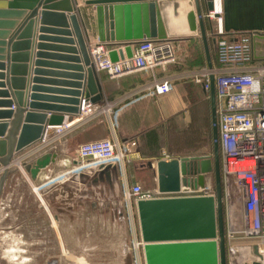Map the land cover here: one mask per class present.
<instances>
[{
  "label": "water",
  "instance_id": "obj_1",
  "mask_svg": "<svg viewBox=\"0 0 264 264\" xmlns=\"http://www.w3.org/2000/svg\"><path fill=\"white\" fill-rule=\"evenodd\" d=\"M82 1L85 6L95 8L99 43L125 46L128 58L133 56L132 45L143 40L173 41L200 36L207 66L209 69L213 68L206 24L208 20L205 17L214 9L212 0ZM52 2L58 3L47 5ZM43 3L44 7L39 13ZM77 5V0H0V10L19 16L28 14L15 36L7 43L8 54L14 51L16 46H29V43L16 45L15 40L30 37L34 18L38 15L40 33L53 32L63 36L55 40L65 46L50 48H57L61 53L69 54L49 55L41 51L36 54L35 76L49 75L60 78L61 81L48 79L45 82L58 83L65 87L49 89L34 86L32 90L52 91L53 97L33 94L27 106L24 102L23 80L15 77L12 81L22 83L20 88L15 87L12 95L10 90L0 91V97L12 98L10 101H0V107L9 109L0 111V120H11L0 122V202L8 178L19 170V167L12 168L15 157L42 142L47 134V127H58L73 121L80 114L83 100L93 105L102 101V87L91 64L86 40L88 33L78 17L80 9L76 8ZM223 13L227 34L264 32V0H223ZM45 26H52L53 29ZM45 39L44 36L39 37V41ZM254 40L255 57L264 60V37L256 36ZM46 47L49 46L40 44L38 50ZM23 57L27 60V54L12 55L13 64L10 68L13 73L16 69L25 70L26 62H16V59ZM44 57H53L68 63H47L42 60ZM119 57L124 58L122 50L110 53L113 62H117ZM8 60L10 64V59ZM44 65H52L54 69L64 71H44L41 69ZM5 69L4 63H0V71ZM4 78L5 75L0 73V79ZM42 81L44 79L36 77L34 84ZM5 87V83H0L1 89ZM209 95L213 154L171 161L161 160L157 162L155 171L157 187L161 194H176L182 188H203L206 175H214L216 195L138 200L135 206L146 264H228L214 76L210 77ZM46 101L51 104L40 103ZM57 160V153L47 152L38 156L32 163H23L22 168L31 175L32 180H36L41 171L56 164ZM149 167L153 168V165L150 163Z\"/></svg>",
  "mask_w": 264,
  "mask_h": 264
},
{
  "label": "crops",
  "instance_id": "obj_2",
  "mask_svg": "<svg viewBox=\"0 0 264 264\" xmlns=\"http://www.w3.org/2000/svg\"><path fill=\"white\" fill-rule=\"evenodd\" d=\"M77 9H80L78 17L83 23L84 28L91 35L90 44H95L97 39V19L95 8L85 6L82 0H77ZM58 2H52L47 5H53ZM39 9V13L42 11ZM28 14L19 16L10 11L0 10V63H4L6 69L0 73L5 75L4 79H0V83H5V89L0 91H11L13 93L15 87L20 88L22 83H13L12 79L23 80V88L25 92V104H30V97L33 94L44 96H54L52 91H36L33 92L34 86L45 87L49 89H61L58 83L45 82L48 79H57L49 75L35 76L36 54L41 51L49 55H69L61 53L57 48L65 44L59 42L63 36L53 32L40 33V16L34 18V27L30 37L25 36L22 40L16 39L15 44L29 43L28 47L16 46L14 51L8 54L9 48L7 43L15 36L17 30L27 18ZM96 22V34L93 32V23ZM53 29L52 26H45ZM46 37L45 40L39 41V37ZM18 38V37H17ZM183 40V39H182ZM49 46L45 49L38 50V45ZM204 48V47H203ZM12 50V49H11ZM27 54V60L23 58L16 59V62H26L25 70L16 69L13 73L10 65L13 64L12 55ZM11 58H9L10 56ZM206 58V54H205ZM10 59V64L9 60ZM26 60V61H25ZM43 61L47 63H68L53 57H44ZM264 62V60H262ZM207 66V61H205ZM44 71H64L55 68L52 65L42 66ZM174 66H169L166 72L158 68L152 72H134L118 79H110L106 73H97L100 85L102 87V101L97 104L99 106L111 107L113 113L102 115L88 123L83 124L72 133L65 135L59 140L53 138L55 135V127H47L49 135V146L47 152H55L58 154L56 164L51 165L47 169L41 171L36 180L31 179V175L24 168L15 171L7 180L1 202H0V222L8 218L11 221H17V226L35 225V215L38 214L39 244L44 245L40 249L43 259L50 264H75L76 260H80L77 253L79 244H93L90 248L93 251V257L104 251L101 245L108 241L109 232L112 227L116 226V221L111 219V203L109 199L110 184L116 181L118 192L123 197V208L126 209V201L124 200V188L128 184L132 186L136 183L132 181L144 170H149L156 182V164L162 159V153L165 151L171 158L179 159L183 157H192L193 154H184L170 151L164 143L167 136L169 125L174 127L175 121H179L180 116L186 110H190L192 103H198L204 112V121H207L206 107L207 103L202 92L205 90L202 86L194 87L188 85L187 81L178 83L186 74L174 73ZM15 75V76H13ZM38 77L44 79L42 82L34 84V79ZM166 79L170 78L174 81V90L163 96H141L137 95L138 89L149 84L153 78ZM50 81V80H49ZM69 81V80H68ZM178 84H181L180 86ZM60 86V87H59ZM70 89V88H62ZM188 89V90H187ZM202 89V92H201ZM63 97V96H60ZM12 98L0 97V101H10ZM42 104H51L50 102H40ZM8 108L0 107V111H7ZM40 112H48L47 110H39ZM211 112V103H210ZM195 114V113H194ZM114 115V121L112 118ZM185 115V114H183ZM206 118V119H205ZM11 121L3 118L0 122L5 123ZM212 121V115H211ZM101 124H104L105 139H112L119 146H127L130 148V154L125 160L123 169L116 168L112 165L102 166L92 172L74 175L66 181H58L57 177L63 172H55L57 167L64 166L62 155L72 153L76 156L73 159L74 164L79 163L77 151L80 145L84 143L95 142L92 131ZM206 126V125H205ZM2 139V138H0ZM104 140V139H103ZM137 141L132 146L133 141ZM164 143V144H163ZM38 147L41 145L37 144ZM37 147V146H36ZM35 146L26 150V154L21 157H15L12 168L17 167V163H25L30 156L36 155L38 150ZM32 149V150H31ZM42 155V154H40ZM39 155V156H40ZM198 156V155H196ZM201 156H209L208 154ZM68 159V158H67ZM134 162V166L131 163ZM153 168H149V164ZM129 164V167H128ZM147 165L146 167H144ZM115 169V173L106 172L107 168ZM110 167V168H109ZM1 172V170H0ZM26 186L28 193H24L20 187ZM158 188V187H157ZM32 196L36 203V209L32 211L29 207L26 196ZM13 203V205H12ZM11 204V205H10ZM7 220V219H6ZM54 244L55 251L48 252V245ZM117 253L119 251L116 249ZM120 256V253H119Z\"/></svg>",
  "mask_w": 264,
  "mask_h": 264
},
{
  "label": "built area",
  "instance_id": "obj_3",
  "mask_svg": "<svg viewBox=\"0 0 264 264\" xmlns=\"http://www.w3.org/2000/svg\"><path fill=\"white\" fill-rule=\"evenodd\" d=\"M212 1L214 9L205 17L215 22L216 63H213L212 69L205 66L196 76V82L209 92L210 77H215L228 264H264V62L255 57L254 49V39L256 36L264 37V32L227 34L224 29L223 0ZM119 50L124 52V58L119 57L117 62H113L110 53ZM173 50L172 41L143 40L132 45L133 56L128 58L125 46L106 45L99 41L89 45L95 71L106 73L110 79L134 72L154 73L158 68L165 72L175 61ZM173 90L172 79L154 77L136 94L163 96ZM111 113V107L93 105L83 100L80 114L73 121L55 127L53 138L59 140L83 124ZM48 138L47 132L37 153H47ZM129 154V147L119 146L112 139L84 143L77 151L80 162L74 164L73 160L65 159L63 165L70 168L56 180L66 181L74 175L107 165L123 169ZM161 160L173 159L164 151ZM205 178L203 188H182L176 194H161L158 188L144 192L138 183L132 186L126 184L124 199L132 214V199L137 202L161 197L215 196V180L211 179V175ZM143 248L141 237L133 240L129 249L132 264H146Z\"/></svg>",
  "mask_w": 264,
  "mask_h": 264
},
{
  "label": "rangeland",
  "instance_id": "obj_4",
  "mask_svg": "<svg viewBox=\"0 0 264 264\" xmlns=\"http://www.w3.org/2000/svg\"><path fill=\"white\" fill-rule=\"evenodd\" d=\"M214 23L215 22L213 21H207L206 23L210 29L207 31V33L212 60L213 55H215L216 45V42L214 41ZM86 31L88 33L87 29ZM86 40L89 45L91 40V35L89 33L87 34ZM200 47H202L200 36L193 37L191 38V40L178 39L173 41L175 61L170 65L174 66V73L187 75L186 77L184 76V78H181L180 81H177L178 83L187 81V84H178L179 86L181 85L183 87H187L188 85H193L194 87L196 86L200 89L201 85L196 82V76L201 73V70H203L206 65L198 61L201 65H191V67L188 68L186 66L187 61L190 60L191 62V60L194 59V56L197 55L196 53L200 49ZM168 67L166 71L168 70ZM206 110V117H208V107H206ZM204 115L205 114L200 104L192 103V107L190 108V110L184 111L180 116L179 121H175L173 129L171 125H169L168 129H166L165 127L167 136L164 143L167 146V150L169 148L171 149L170 151L184 154H193V156H201L205 154L212 155L211 134L209 132L208 124L209 119L205 118L207 121H204ZM112 118L114 121V115H112ZM92 133L96 141L105 139L106 133L104 130V124H101L94 131H92ZM134 142L137 141L135 140L132 143ZM34 146L35 148H38L37 144ZM26 153L27 152L25 150L18 157L24 156ZM39 155L40 153H37L34 156H30L25 163H32ZM62 156V158H68L71 161L76 158V156L72 153ZM131 164L132 165L130 166L133 167L134 162H132ZM146 166L147 165H145L144 167ZM17 167L22 170V164L20 162L17 163ZM115 167L119 168L118 166ZM69 168L70 167L65 166L57 167L55 169V172H63L65 170H68ZM105 171L115 173L116 170L110 168ZM211 179L215 180L214 175H211ZM132 182L140 184L144 192H151L157 188L155 187L156 182L154 180V177L149 170H144L141 174L137 175V177ZM20 189L24 193H28L26 186H21ZM117 189V183L116 181H113L110 184L108 196L111 203V219L112 221L117 220V223L115 227H112L110 229L109 237L107 239L108 241H105V243L101 245L104 251L96 254V256L93 257V251L90 250L93 244H79L76 255H78L82 259L76 260L75 264H132V255L129 249L132 245L133 240L141 237L135 206L136 202L134 199L131 200V214V211H129L128 209V205L126 206V209L123 208V197L120 196ZM26 199L28 200L30 209L34 211V208L36 209V203L34 202L33 197L28 195L26 196ZM38 219L39 216L38 214H36L35 225H28L27 223L26 225H22L20 227L17 226V221H11L8 218H5V220L0 222V264H50L42 258L43 255L40 252V249L44 247V245L42 246L39 244ZM116 249L119 251L120 256L119 253L115 252ZM14 250H16L17 252ZM54 251L55 245H48V252ZM13 257H15L17 260H15V258Z\"/></svg>",
  "mask_w": 264,
  "mask_h": 264
},
{
  "label": "trees",
  "instance_id": "obj_5",
  "mask_svg": "<svg viewBox=\"0 0 264 264\" xmlns=\"http://www.w3.org/2000/svg\"><path fill=\"white\" fill-rule=\"evenodd\" d=\"M93 32L96 34V22H95V20H94V23H93ZM208 30H210L209 29V27L207 26V31ZM183 40H191V38H188V39H183ZM174 41V40H173ZM172 41V42H173ZM201 41H202V39H201ZM204 46H203V42H202V47H200V49L197 51V55L196 56H194V59L193 60H191V62H190V60L189 61H187V64H186V66H187V68L188 67H191V65H196V64H198V65H201L200 64V62H202V64H205V61H206V58H205V50H204V48H203ZM205 60V61H204ZM198 61H200V62H198ZM213 63L215 64L216 63V54L215 55H213ZM185 67V66H184ZM201 92H202V89H201ZM202 95H203V97L205 98V102L207 103V107H208V111H209V116H208V119H209V132H210V134H211V148H212V154H213V134H212V121H211V119H210V117H211V112H210V103H211V99H210V95H209V92H205V94L202 92ZM195 130H196V128H195Z\"/></svg>",
  "mask_w": 264,
  "mask_h": 264
},
{
  "label": "bare ground",
  "instance_id": "obj_6",
  "mask_svg": "<svg viewBox=\"0 0 264 264\" xmlns=\"http://www.w3.org/2000/svg\"><path fill=\"white\" fill-rule=\"evenodd\" d=\"M217 9H219V6L217 7ZM14 251H16V250H14ZM22 251V250H21ZM17 252V251H16ZM9 255H10V253H9ZM8 255V256H9ZM13 258H15V257H13ZM22 258V257H21ZM12 260V259H11ZM15 260H17L16 258H15ZM18 260H19V258H18ZM25 260V259H24Z\"/></svg>",
  "mask_w": 264,
  "mask_h": 264
}]
</instances>
